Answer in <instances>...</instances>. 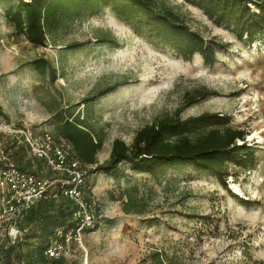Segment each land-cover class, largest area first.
Here are the masks:
<instances>
[{"label":"rangeland","instance_id":"374dc122","mask_svg":"<svg viewBox=\"0 0 264 264\" xmlns=\"http://www.w3.org/2000/svg\"><path fill=\"white\" fill-rule=\"evenodd\" d=\"M154 1L217 44L214 64L198 55L183 61L110 9L63 22L45 48H35L14 34L0 8V108L15 126L36 133H52L57 112L87 119L104 139L98 165L108 161L115 139L130 145L138 130L166 115L227 116L249 133L254 170H233L226 189L191 168L156 177L128 166L90 174L92 220L88 231L69 236L64 255L68 264H264V33L249 44L184 0ZM42 57L53 64L54 78L33 71L31 62ZM201 88L211 95L184 106L186 94ZM126 203L132 214L125 213ZM14 220L13 227L28 231L21 244L37 242L36 226L21 222L23 215L0 196V264L12 242L9 230L11 238L17 234L9 229Z\"/></svg>","mask_w":264,"mask_h":264},{"label":"trees","instance_id":"16d2710c","mask_svg":"<svg viewBox=\"0 0 264 264\" xmlns=\"http://www.w3.org/2000/svg\"><path fill=\"white\" fill-rule=\"evenodd\" d=\"M1 1H9L6 6L0 3V8L5 10V22L15 35L22 36L35 48H45L48 35L63 22L92 17L110 9L116 18L133 27L136 34L145 35L150 41L170 48L183 61H190L198 55L206 64L216 62L217 44L189 28L173 10L158 8L154 0ZM184 1L199 9L215 24L231 28L239 40L246 39L253 44L264 33V0ZM30 65L37 76H56L53 64L45 57L35 59ZM210 95L211 92L205 88L188 93L184 106ZM79 118L74 116L73 111L53 114L51 135L56 141L66 142L75 160L85 169L82 185L84 200L90 193L87 182L90 174L119 172L126 166L135 174L152 177L172 169L191 168L215 177L224 189L227 188V179L235 177L233 170L245 173L256 168V151L245 143L249 133L235 128L230 118L217 113H203L187 119H181L177 114L161 117L138 130L130 145L115 139L109 159L103 165H98L97 160L103 147V136L91 129L87 119L80 121ZM8 159L13 168L48 181L49 187L45 198L28 208L12 203L13 210L23 215L21 222L36 226L38 236L33 244L28 242L29 239L21 244L27 233L20 240L9 242V246L2 249L4 264H68L64 254L57 258L46 255L54 242L65 245L66 234L72 233L74 237L80 227V221L73 218L75 204L62 195L64 186L59 181L65 178L49 170L43 160L26 153L15 143L10 146ZM86 202L89 203L88 200ZM129 207L128 203L123 206L126 214H132ZM18 222L14 220L11 223L17 226ZM87 227H83L80 233L88 231ZM58 232L61 236L57 235Z\"/></svg>","mask_w":264,"mask_h":264},{"label":"built area","instance_id":"2783aa9c","mask_svg":"<svg viewBox=\"0 0 264 264\" xmlns=\"http://www.w3.org/2000/svg\"><path fill=\"white\" fill-rule=\"evenodd\" d=\"M13 143L23 147L26 153L43 160L49 170L65 178L63 181H59L64 186L62 195L76 206L73 218L80 221V227L76 230L74 237L80 235L81 229L88 225L92 216L90 205L82 195L86 171L75 160L71 147L64 141H56L48 131L36 133L30 128L15 126L9 121L6 114L0 111V166L3 164V167H0V196L4 205L9 209H13V202L24 208L32 206L45 198V193L49 187L48 181L13 168L8 159L10 146ZM13 226L15 224L9 229H15L17 234L11 238L9 230L8 236L12 242H15L27 233V229H17ZM57 235L61 236V232H58ZM71 235L72 233L66 234L65 245L54 242L46 251V255L49 258H57L64 254L66 242Z\"/></svg>","mask_w":264,"mask_h":264},{"label":"crops","instance_id":"0c3cea01","mask_svg":"<svg viewBox=\"0 0 264 264\" xmlns=\"http://www.w3.org/2000/svg\"><path fill=\"white\" fill-rule=\"evenodd\" d=\"M9 28H11L9 25H8ZM12 29V28H11ZM5 113V112H4Z\"/></svg>","mask_w":264,"mask_h":264}]
</instances>
